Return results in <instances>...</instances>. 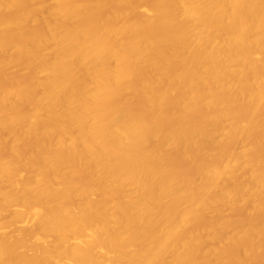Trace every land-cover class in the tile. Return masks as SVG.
<instances>
[{"label": "bare ground", "instance_id": "bare-ground-1", "mask_svg": "<svg viewBox=\"0 0 264 264\" xmlns=\"http://www.w3.org/2000/svg\"><path fill=\"white\" fill-rule=\"evenodd\" d=\"M0 264H264V0H0Z\"/></svg>", "mask_w": 264, "mask_h": 264}]
</instances>
